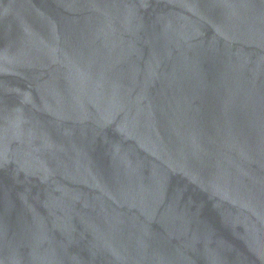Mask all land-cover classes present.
Masks as SVG:
<instances>
[{"label": "water", "instance_id": "water-1", "mask_svg": "<svg viewBox=\"0 0 264 264\" xmlns=\"http://www.w3.org/2000/svg\"><path fill=\"white\" fill-rule=\"evenodd\" d=\"M0 264H264V0H0Z\"/></svg>", "mask_w": 264, "mask_h": 264}]
</instances>
